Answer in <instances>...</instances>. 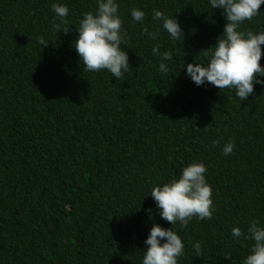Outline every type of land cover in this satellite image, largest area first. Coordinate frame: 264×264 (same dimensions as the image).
Returning a JSON list of instances; mask_svg holds the SVG:
<instances>
[{"label":"trees","instance_id":"trees-1","mask_svg":"<svg viewBox=\"0 0 264 264\" xmlns=\"http://www.w3.org/2000/svg\"><path fill=\"white\" fill-rule=\"evenodd\" d=\"M53 2L69 8L67 34L52 28ZM118 3L130 67L115 79L84 70L70 46L96 0H0V264H141L153 223L182 238L178 264H242L253 241L234 240L231 228L264 226V85L240 102L185 75L184 63L207 62L227 22L209 0ZM153 9L175 15L184 38L169 41ZM260 28L264 4L241 24ZM153 45L173 54L167 74ZM193 160L207 168L213 215L171 226L145 193Z\"/></svg>","mask_w":264,"mask_h":264},{"label":"clouds","instance_id":"clouds-1","mask_svg":"<svg viewBox=\"0 0 264 264\" xmlns=\"http://www.w3.org/2000/svg\"><path fill=\"white\" fill-rule=\"evenodd\" d=\"M212 8L220 9L226 19L222 33L215 44L205 52L206 63L187 62L181 68L185 75L195 85L211 84L217 88L234 90L240 102L247 100L254 91L255 84L264 85V66L260 60L262 45H264V29L256 32L241 30V24L252 20L260 12L264 0H209ZM95 11L83 12L76 25V38L70 46L75 49L80 64L84 70L95 72L106 69L115 79L121 78L130 67L128 53L122 48L126 32L119 15L118 0H96ZM51 10L54 13L52 28L65 34L69 31L65 26V18L69 8L64 3L53 2ZM134 22L143 23L146 13L137 7L130 9ZM152 19L160 22V27L168 34L169 41L175 43L184 38L183 29L178 18L165 15L158 9H153ZM155 38V37H154ZM41 46H46L44 36L38 38ZM152 54L159 56L157 71L167 74L173 54L170 50L161 51L159 45H153ZM213 145L219 141L213 140ZM234 140L229 139L221 148L222 155L233 151ZM207 168L203 161L193 160L184 166L179 175L168 182L154 185L145 195H151L159 215L170 222L187 225L193 217L210 219L214 205L212 188L207 182ZM151 218L152 209L145 210ZM234 240H251L249 253L242 258V264H264V226L256 220L249 222L246 231L236 225L231 228ZM141 264H178V258L184 253L182 238L171 227L165 228L153 223L144 239ZM193 248L199 256L201 244L193 243Z\"/></svg>","mask_w":264,"mask_h":264}]
</instances>
